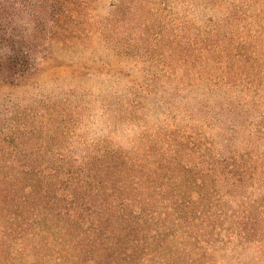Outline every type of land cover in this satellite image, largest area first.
Masks as SVG:
<instances>
[{
	"label": "trees",
	"instance_id": "obj_1",
	"mask_svg": "<svg viewBox=\"0 0 264 264\" xmlns=\"http://www.w3.org/2000/svg\"><path fill=\"white\" fill-rule=\"evenodd\" d=\"M225 2L201 59L253 73L264 65V0ZM89 4L0 0V89L32 85L44 69L46 43L72 41L78 8ZM23 108L0 113V264H201L209 244L202 234L227 218L223 203L232 189L260 173L252 159L232 157L223 167L202 146L176 144L144 157L108 149L69 155L55 142L56 129L35 142L49 125L47 109ZM251 211L234 213L241 238L259 234L264 223Z\"/></svg>",
	"mask_w": 264,
	"mask_h": 264
},
{
	"label": "rangeland",
	"instance_id": "obj_2",
	"mask_svg": "<svg viewBox=\"0 0 264 264\" xmlns=\"http://www.w3.org/2000/svg\"><path fill=\"white\" fill-rule=\"evenodd\" d=\"M217 1L89 0L77 9L72 41L46 43L32 85L0 89V113L9 105L46 108L49 125L35 142L56 129L55 142L69 155L108 149L144 157L179 144L202 146L223 167L232 157L252 159L260 167L256 181L232 189L223 203L227 218L202 234L209 244L200 261L264 264V223L259 234L241 238L234 217L250 209L264 218V65L250 73L201 59L207 35L223 23L221 3L233 0Z\"/></svg>",
	"mask_w": 264,
	"mask_h": 264
}]
</instances>
